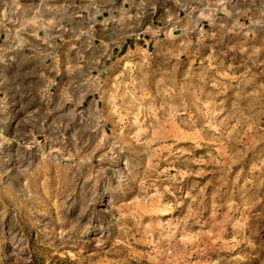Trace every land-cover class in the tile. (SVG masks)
Instances as JSON below:
<instances>
[{
	"label": "rangeland",
	"instance_id": "obj_1",
	"mask_svg": "<svg viewBox=\"0 0 264 264\" xmlns=\"http://www.w3.org/2000/svg\"><path fill=\"white\" fill-rule=\"evenodd\" d=\"M123 2L88 67L0 75V264H264V0Z\"/></svg>",
	"mask_w": 264,
	"mask_h": 264
},
{
	"label": "crops",
	"instance_id": "obj_2",
	"mask_svg": "<svg viewBox=\"0 0 264 264\" xmlns=\"http://www.w3.org/2000/svg\"><path fill=\"white\" fill-rule=\"evenodd\" d=\"M62 4L65 6L63 13ZM125 4L126 2L122 4L121 0H0V75L7 79L13 76L12 80L16 83L19 76L23 77L29 73L40 74L42 69L51 66L56 68L55 65H51V61L45 62L46 58L56 57L64 58L65 70L70 74L76 73V64L79 61L88 67L90 60L94 59L90 55L91 51L103 42L99 31L94 28L100 26L102 31L106 23L111 22L112 27L116 26L112 35L121 40L120 27L123 23L121 13L125 11ZM26 12L28 14L31 12L30 19L37 14L40 15L39 19L46 26L64 28L62 35L53 38L64 45L59 54L55 52L52 56L42 57L36 45L30 44L26 47L25 27L29 20ZM166 20L168 21V17ZM197 20L202 27L206 25L200 19ZM163 21L165 18L158 28L163 27ZM130 23L128 20V25ZM177 30V26H171L169 32ZM44 40L50 43L52 37L45 36ZM133 40V37L124 38L122 47L113 46V51L127 50L131 44L134 46ZM73 60H76V64ZM86 71L88 73L89 69ZM20 80L23 82V78ZM15 88L18 89L19 86Z\"/></svg>",
	"mask_w": 264,
	"mask_h": 264
}]
</instances>
